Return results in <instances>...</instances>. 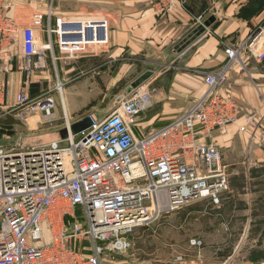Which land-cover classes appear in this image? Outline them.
<instances>
[{"label": "built area", "instance_id": "2783aa9c", "mask_svg": "<svg viewBox=\"0 0 264 264\" xmlns=\"http://www.w3.org/2000/svg\"><path fill=\"white\" fill-rule=\"evenodd\" d=\"M178 1L184 0H157L156 6L165 12ZM9 10L8 1L0 0V104L9 103L5 75L22 70L20 91L8 109L18 110L21 122L40 113L39 124H60L61 136L36 145L25 146L22 138L0 145V264H103L105 253L129 248L134 230L162 214L203 198L220 204L230 189L229 170L218 145L200 138L229 124L247 130L240 105L223 88L235 61L246 55L264 61V22L243 42L225 46L227 60L218 71L198 69L207 85L200 98L139 138L133 126L153 105L150 89L121 96L103 119L89 115L92 123L78 132L71 124L79 120L71 122L66 108L58 116L53 91L63 93L62 81L30 94L32 83L45 82L40 72L49 53L56 61L109 52L108 18L68 17L51 4L22 26ZM196 21L204 30L210 26L201 14ZM87 239L89 247L79 246Z\"/></svg>", "mask_w": 264, "mask_h": 264}, {"label": "crops", "instance_id": "0c3cea01", "mask_svg": "<svg viewBox=\"0 0 264 264\" xmlns=\"http://www.w3.org/2000/svg\"><path fill=\"white\" fill-rule=\"evenodd\" d=\"M156 1H110L115 6L135 9H125L117 15L113 13L111 19L108 57L114 61L106 70L113 80L110 85L115 86L121 80L124 83L116 98L108 102L109 112L118 105L121 96L132 95L138 89H150L153 105L133 126L139 138L166 125L200 98L207 85L198 69L218 71L227 60L225 46L243 42L264 22V0H184L174 3L165 12L157 9ZM9 13L22 26L27 25L32 14L25 4L17 1L10 5ZM200 14L208 20L207 30L196 21ZM17 50L22 56L21 37ZM53 53L59 55L57 47ZM99 62V56L54 61L49 53L46 68L40 72L45 82L32 83L30 94L37 96L44 86L52 89L57 81H65L71 84L69 86H78L79 93L86 96L79 115L95 117L100 99L108 97V93L107 96L99 94L94 74H87L88 68L95 69ZM60 70L70 75L68 79L64 73L61 78ZM24 77L19 69L5 75L9 85L5 103H9H1V108L6 110L15 101ZM89 85L94 89L87 100ZM94 90L97 91L95 94ZM223 91H229L240 105L241 123L247 130L241 131L239 125L229 124L200 139L220 148L222 162L229 170L230 189L222 194L220 204L203 198L179 210L166 212L171 215L161 226L163 229L169 227L166 231H171L178 248L188 247L193 253L189 264H264V259L255 257L257 253L253 250L264 247V61L252 55L235 61ZM63 101L66 110H70L64 96ZM12 116L15 120L6 125L16 131L20 120L15 114ZM248 116L255 125L250 123ZM40 118L42 116L37 112L27 121H20L23 124L19 128L21 135L34 129L35 133L61 127L60 124L40 127ZM83 118L79 116L76 120ZM140 228L146 227L135 230ZM193 239L198 242L194 243ZM245 248H248L247 254H244ZM209 250H213V255L211 251L208 255Z\"/></svg>", "mask_w": 264, "mask_h": 264}, {"label": "rangeland", "instance_id": "374dc122", "mask_svg": "<svg viewBox=\"0 0 264 264\" xmlns=\"http://www.w3.org/2000/svg\"><path fill=\"white\" fill-rule=\"evenodd\" d=\"M8 3L15 4L16 1L21 4H25L27 10H31V17L36 11H44L51 4L54 5L56 12L64 13L68 17H84V16H97V17H106L111 23V19H113V13L119 14L122 13L125 9H135V8H123L119 6H115L112 2L108 0H7ZM113 5H112V4ZM156 3V2H154ZM31 17L28 23L31 20ZM118 17V16H117ZM27 23V24H28ZM111 45V42H110ZM108 49V48H107ZM109 52H105L100 55L99 65L95 67V69L88 68L89 72L87 74H94V78L99 84V94L101 96H107L105 99H100L99 104L95 108V118L103 119L109 113V104L110 100L115 99L119 94L120 89H122V85L124 80L116 83L115 86L110 85L113 83V80L109 76V73L106 70L109 65L113 66V59L108 57ZM140 64V63H139ZM119 64H116L118 67ZM68 65L64 68L67 72ZM63 69V70H64ZM60 70L61 78H63V73L65 75V79H68L70 76L68 73ZM94 70V71H93ZM106 70V71H105ZM113 70V68H112ZM86 71V70H85ZM117 71V68H116ZM86 74V75H87ZM115 76V75H114ZM113 77V76H112ZM111 79V80H110ZM63 82V81H62ZM65 82V81H64ZM63 82V93L60 94L58 91H53L55 96L57 95V112L58 116H61L63 113V108H65V104L63 101V96L66 99V105L70 110H66L71 122L77 121L76 119L83 118L84 115H79L80 110L83 109V106L86 102V96H83L79 93V87L77 86H69L70 83ZM110 85V87H108ZM48 87L44 86V89ZM94 87L89 85L87 87L88 98L92 95ZM140 90V89H138ZM97 91L94 90V94ZM137 92V91H136ZM120 101V100H119ZM74 110L77 112L74 113ZM7 111V112H6ZM18 110L11 109H3L0 107V145L1 144H9L15 143L22 138V142L24 145H35L42 144L46 142L52 141L54 138H58L61 136L60 129H41L34 133V131H27L28 133L21 135L19 132V128H22L23 124L20 121H17V130H11L7 127V123L11 120H15L11 114L17 115ZM32 115V114H31ZM17 118V117H16ZM19 120V119H18ZM84 120V118L82 119ZM62 121L59 119L53 123H58ZM43 128L46 126H50V123L40 124V127ZM8 133V134H4ZM16 133V134H15ZM79 218L84 220V215L81 212V208H78ZM171 215L170 213L162 214L160 219L155 220L149 226H146L145 229L140 228L139 230H134V232L130 235L131 246L124 250L123 252L112 253L108 251L103 255V264H189L191 261L190 255L193 253L190 252L188 247L178 248L175 244V240L172 239L171 231H166L169 227L162 228V223L167 222V216ZM1 217V214H0ZM169 223V221H168ZM170 224V223H169ZM166 225V224H165ZM164 225V226H165ZM2 231V222L0 218V233ZM136 231V232H135ZM82 244V245H81ZM79 243L81 247H89L90 241L84 240L83 243ZM88 244V245H85ZM252 248H249L251 250ZM263 249V250H262ZM248 248H245L244 254H247ZM254 254L257 253L255 257L258 259H264V247L254 248ZM259 250V251H258ZM213 255V250L208 251V255ZM259 252V253H258ZM259 255V256H258ZM187 262V263H186ZM212 264H215L212 263ZM236 264V263H234ZM240 264V263H237Z\"/></svg>", "mask_w": 264, "mask_h": 264}, {"label": "water", "instance_id": "95a60500", "mask_svg": "<svg viewBox=\"0 0 264 264\" xmlns=\"http://www.w3.org/2000/svg\"><path fill=\"white\" fill-rule=\"evenodd\" d=\"M92 123V118L91 116H87L86 118H84V120H81L79 122H75L72 125V128L74 131H82L84 128H86L88 125H90ZM62 134H65V131H61ZM84 139H87V136H84Z\"/></svg>", "mask_w": 264, "mask_h": 264}, {"label": "bare ground", "instance_id": "6f19581e", "mask_svg": "<svg viewBox=\"0 0 264 264\" xmlns=\"http://www.w3.org/2000/svg\"><path fill=\"white\" fill-rule=\"evenodd\" d=\"M71 126H72V124H71Z\"/></svg>", "mask_w": 264, "mask_h": 264}]
</instances>
